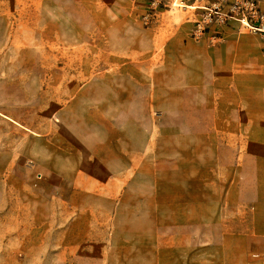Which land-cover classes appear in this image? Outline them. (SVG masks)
Instances as JSON below:
<instances>
[{"label":"rangeland","instance_id":"obj_1","mask_svg":"<svg viewBox=\"0 0 264 264\" xmlns=\"http://www.w3.org/2000/svg\"><path fill=\"white\" fill-rule=\"evenodd\" d=\"M148 1L0 0V264H156L158 184L176 181L185 212L206 192L215 202V189L181 184L204 162L226 165L236 144L196 143L204 128L173 126L167 109L189 102L188 75L173 79L157 27L193 39L192 14L145 22ZM129 8L134 19L115 25Z\"/></svg>","mask_w":264,"mask_h":264},{"label":"crops","instance_id":"obj_2","mask_svg":"<svg viewBox=\"0 0 264 264\" xmlns=\"http://www.w3.org/2000/svg\"><path fill=\"white\" fill-rule=\"evenodd\" d=\"M258 2L264 10V0ZM126 11L115 19V25L124 24L127 18L134 19V10ZM168 30L171 32L167 35ZM178 30L179 25L163 20L156 34L164 47V56L167 48L173 47L170 57L177 64L173 66V79L179 76L178 71L184 79L183 75H188L189 102L174 103L167 109L173 112L172 124L204 128L194 135L196 143H230L236 144V149L230 150L226 165L216 168L218 178L212 183L208 177L215 171H210L204 162L200 179L198 174H188L181 184L182 189L192 184L189 189L193 191L215 189L220 192L215 202L206 192L204 200L190 202L185 212L181 207L182 194L178 196L176 192V181L158 184L156 264H264L263 38L239 30L234 23L223 29L222 38L214 44L187 38ZM179 87V95L184 94L186 86ZM186 113L188 118L182 119ZM228 128L236 130L230 133ZM211 156L209 151L204 152L205 160ZM61 219L67 226L62 227L60 253L68 254L69 222L68 218ZM189 227L196 232L186 235L184 230ZM117 252V248L111 249V254ZM91 253L102 252L93 245Z\"/></svg>","mask_w":264,"mask_h":264},{"label":"built area","instance_id":"obj_3","mask_svg":"<svg viewBox=\"0 0 264 264\" xmlns=\"http://www.w3.org/2000/svg\"><path fill=\"white\" fill-rule=\"evenodd\" d=\"M145 22L164 9L191 12L190 36L195 40L217 43L230 24L260 34L264 42V10L258 0H149Z\"/></svg>","mask_w":264,"mask_h":264}]
</instances>
